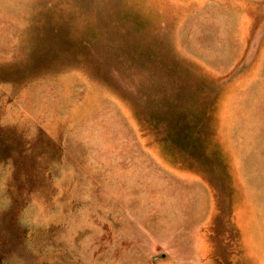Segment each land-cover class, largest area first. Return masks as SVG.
I'll use <instances>...</instances> for the list:
<instances>
[{"label":"rangeland","instance_id":"obj_1","mask_svg":"<svg viewBox=\"0 0 264 264\" xmlns=\"http://www.w3.org/2000/svg\"><path fill=\"white\" fill-rule=\"evenodd\" d=\"M0 264H264V0H0Z\"/></svg>","mask_w":264,"mask_h":264}]
</instances>
